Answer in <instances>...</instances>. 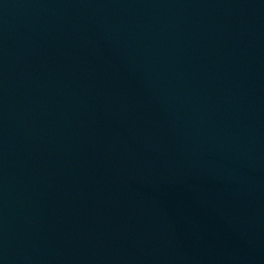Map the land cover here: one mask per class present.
Masks as SVG:
<instances>
[{"label":"water","instance_id":"water-1","mask_svg":"<svg viewBox=\"0 0 264 264\" xmlns=\"http://www.w3.org/2000/svg\"><path fill=\"white\" fill-rule=\"evenodd\" d=\"M0 264H264V0H0Z\"/></svg>","mask_w":264,"mask_h":264}]
</instances>
